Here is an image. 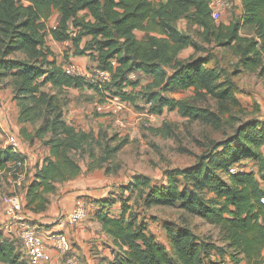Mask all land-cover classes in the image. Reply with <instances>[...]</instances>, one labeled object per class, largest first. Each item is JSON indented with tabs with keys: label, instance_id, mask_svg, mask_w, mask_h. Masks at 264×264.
I'll return each mask as SVG.
<instances>
[{
	"label": "trees",
	"instance_id": "16d2710c",
	"mask_svg": "<svg viewBox=\"0 0 264 264\" xmlns=\"http://www.w3.org/2000/svg\"><path fill=\"white\" fill-rule=\"evenodd\" d=\"M241 1L239 19L217 23L211 0H0V86L12 89L23 140L48 149L27 187L25 209L48 210L50 195L83 173L78 155L89 157V171L112 173L107 163L125 145L67 119L71 89H94L100 102L108 96L130 104L144 99L153 114L178 111L189 120L233 132L210 140L193 165L167 169L164 183L137 173L118 192L94 200V217L116 247L114 259L102 264L264 263V117L225 118L241 106L233 76L264 74V0ZM56 13L58 26L51 28ZM181 19L199 27L205 43L230 50L238 58L235 71L208 66V55L197 56L201 45L179 29ZM243 29L250 34L243 35ZM49 34L68 42L74 56H89L109 79L97 84L68 74L69 57L59 62L48 45ZM190 47L195 54L180 58ZM142 77L151 83L142 86ZM189 89L195 90V97L166 95ZM209 97L217 102V110L198 104ZM171 131L168 126L153 129L163 137H170ZM26 160L12 146L0 148V186L7 173L17 177ZM247 161L257 164L258 173ZM116 205L119 214L112 213ZM154 206H178L201 218L218 229L223 245L201 238L185 223L167 229L169 249L150 230L146 210ZM0 263L30 264L17 233L0 231Z\"/></svg>",
	"mask_w": 264,
	"mask_h": 264
},
{
	"label": "rangeland",
	"instance_id": "374dc122",
	"mask_svg": "<svg viewBox=\"0 0 264 264\" xmlns=\"http://www.w3.org/2000/svg\"><path fill=\"white\" fill-rule=\"evenodd\" d=\"M154 1L158 2L157 0ZM227 1L230 2V6L221 7L220 10L217 8L216 10L217 23H229L231 20L241 17V4L239 1ZM50 25L51 28L54 25H58L55 16L52 17ZM178 27L181 31L190 33L193 39L197 43H200L201 47H199L202 50L198 52L197 56L208 55L210 57L208 66L220 67L229 73L235 71L238 58L230 50L218 47L214 43H205L200 34L201 29L197 26H190L187 19H181L178 22ZM242 34L248 35L250 32L243 29ZM137 35L142 37L144 33L138 32ZM52 39L53 37L51 35L48 40L50 46L53 47L56 54L62 60L71 56V52L68 49L69 46L55 42ZM194 51L195 49L190 47L181 53L180 58L188 59L193 55ZM78 64L84 73L83 75L92 83L98 84L106 81L105 76L101 74V71L96 68L90 58H87L84 63ZM233 79L237 85V97L241 106L233 108L232 111L226 113L225 118L237 116L246 120L252 119L253 117H264V74H260L259 72H242L233 76ZM141 83L142 86H145L151 83V79L142 77ZM88 90L91 91L79 97L76 96L75 99L72 98V101L67 106V114L72 115L71 112L81 105L87 104L86 107H90L91 103H97V105L101 103L107 104V107L103 110H97V105H95L90 113L81 111V117L76 119L75 124L81 129L94 131L97 136H100V134H108L109 138L115 136L118 139L117 141H121L125 145L117 154L116 158L112 162L107 163V167L114 171L119 166L120 168L117 172L107 173L105 169L89 171V157L78 155L77 158L83 167V173L79 178L82 179L84 184L85 195L82 198L86 202L89 210L87 219L91 216L93 211L92 205L96 197L104 194L107 196L113 191L118 192L119 187L122 184L128 183L134 174H146L152 177L156 183H164L165 171L167 169L175 167L185 168L193 165L197 157L206 151L210 140H220L224 138L226 133L233 132L231 128L217 130L199 120H189L180 115L178 111H170L168 109H165L162 115L155 114L153 118L151 116L150 105L144 99H139L137 104L129 103L126 108L117 112L113 109L114 103L110 101L113 98L108 96L103 102H100L101 97L98 93L94 89L88 88ZM166 95L178 100L189 99L195 97V90H178L166 93ZM12 97L13 93L11 88L2 89L0 86V146H9L15 140L21 141L17 138L20 134L18 109ZM114 98L119 99V97ZM198 104L217 110V102L210 97L204 100L199 99ZM118 119L120 123L117 122ZM167 126L172 128V135L170 137H163L153 132L155 128L165 129ZM103 141L106 142V138ZM110 143L114 145V142ZM39 149L43 150L42 146ZM100 152V149L97 148V154H100ZM247 162L249 163V169H254L258 173L259 169L257 164ZM22 188L24 189L23 185ZM9 193L11 192H6L5 186H3V195L1 194L2 198L0 201H4L6 195H12ZM2 211L4 210L0 209V212ZM120 211L121 207L118 205L114 208L113 213L119 214ZM20 215L26 218L24 212ZM146 215L149 219L150 230L169 249H171V246L167 229H176L178 225L185 223L191 226L201 238L219 246L223 245L220 232L217 228L205 223L199 217L190 216L178 206H154L146 210ZM26 221L32 225H36L34 220L26 218ZM37 229L42 231V226L38 225ZM212 253L215 256L216 251ZM72 254L77 255L78 259H80L76 252L72 251ZM261 264L264 263L261 262Z\"/></svg>",
	"mask_w": 264,
	"mask_h": 264
},
{
	"label": "crops",
	"instance_id": "0c3cea01",
	"mask_svg": "<svg viewBox=\"0 0 264 264\" xmlns=\"http://www.w3.org/2000/svg\"><path fill=\"white\" fill-rule=\"evenodd\" d=\"M157 1L160 2L162 0H157ZM238 1L241 4L240 10L242 12V1L241 0ZM53 16L56 17V22H59L58 21L59 14L56 13ZM51 21L52 18L49 21V27H51L50 25ZM57 26L58 25H54L53 28H56ZM50 36L51 34H49L48 40ZM53 41L59 42L55 39ZM60 43L64 44L65 46H69L68 42H60ZM48 45L50 46L49 41H48ZM51 48L54 51L53 47ZM87 58H89V56L86 55L74 56L71 52L69 61L71 64L79 65L78 63H84ZM58 59L60 63L63 61L59 56ZM89 91L91 90H88V88L71 89L69 91L70 102L72 101V98L75 99L76 96L79 97L81 95H84L85 93H89ZM86 105L87 104L81 105L79 108L73 110V112H71L72 115L67 114V119L75 123L76 119L77 118L79 119V117H81V111L84 113H90L93 110V107L97 105V103H91L90 107H86ZM0 127H1V123H0ZM18 136L19 137L17 138L21 140L20 141L21 145L18 151L23 156L29 159L26 160L24 166L16 174L17 177H14L12 175V172L7 173V175L3 177V180L1 182L2 186H0V199L2 198L1 196L3 195L2 194L3 186H5L6 192H11L9 194L12 195L14 194L21 198L24 208L23 212L25 213L26 218L30 220H34L36 226L38 225L42 226L41 232L45 237H47L46 239H48L49 238L48 236L52 233L60 232L66 234L74 244L73 251L76 252L80 257L79 264H102L114 259L115 257L114 251L116 247L113 245L111 238L105 232L102 231L101 223L97 221L94 217V213H95L94 210L92 211L89 219L83 222L70 223L67 218L68 213H70V211L76 206V204L84 200L82 198V196L85 195L83 188L84 184L82 182V179H80L79 177L61 185L59 191L56 194L50 195L51 204L46 212L33 213L25 209L27 187L34 177L37 165L41 164L45 156L48 154V149L42 146L43 150H40L39 149V147L41 146L40 144H35L31 146L29 143L23 140L21 134H19ZM2 147H6V146H0V148ZM37 158H41V159H37ZM22 185L24 186V189L22 188ZM103 197H105V194L100 197H96V200L101 199ZM0 205H1L0 209L4 210L0 212V216H1L0 231L3 230L9 233L16 232V229L18 228V224L17 222L9 218L7 214L8 204L3 200H1ZM117 206L118 205H116L115 207ZM114 208L112 209V213ZM3 224L4 226H2ZM51 253L53 256V261L42 264H60V261L62 260L63 257L60 254H58L56 249L52 247H51Z\"/></svg>",
	"mask_w": 264,
	"mask_h": 264
},
{
	"label": "built area",
	"instance_id": "2783aa9c",
	"mask_svg": "<svg viewBox=\"0 0 264 264\" xmlns=\"http://www.w3.org/2000/svg\"><path fill=\"white\" fill-rule=\"evenodd\" d=\"M230 6V2L227 0H211V8L213 10V16L216 20L217 8ZM217 22V21H216ZM65 71L70 75H82L83 71L79 65L70 64L65 67ZM100 71V70H99ZM101 74L105 76L106 80L109 79V73L101 71ZM132 79L136 78L135 74L131 75ZM113 98L110 100L114 103V111L120 112L124 108L128 106L129 103L121 100L120 98ZM107 104H98L97 110H103ZM151 106V103H148ZM153 118L155 114L151 115ZM117 122L120 123L118 119ZM20 141H13V143L9 146H12L15 151H18L20 148ZM238 167L232 168L233 172H236ZM4 201L8 204L7 214L9 218L18 224V228L16 229L17 234L23 241V244L26 249V253L30 259V264H42L49 263L53 261V256L51 253V247L56 249L58 254H60L63 258L60 261V264H79V259L77 255L72 254L73 251V243L69 239V237L64 233H52L46 239L41 231L37 229L36 225H32L26 221V218L22 217L23 213V203L19 196L10 195L6 196ZM89 215V210L86 205V202L81 201L76 204V206L72 209L70 213H68L67 218L70 223H79L86 221Z\"/></svg>",
	"mask_w": 264,
	"mask_h": 264
}]
</instances>
